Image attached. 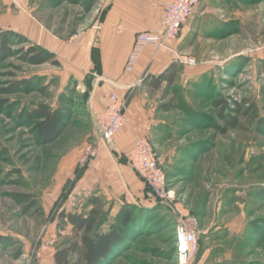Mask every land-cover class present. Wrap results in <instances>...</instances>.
Returning <instances> with one entry per match:
<instances>
[{
	"label": "rangeland",
	"instance_id": "rangeland-1",
	"mask_svg": "<svg viewBox=\"0 0 264 264\" xmlns=\"http://www.w3.org/2000/svg\"><path fill=\"white\" fill-rule=\"evenodd\" d=\"M107 1L21 0L20 9L0 0V28L10 6L68 38L97 23ZM204 9L177 48L194 58L196 67L181 66L168 89H142L144 106L160 121L150 143L175 193L174 206L141 216L120 249L101 264H176L174 228L180 216L196 223L197 251L188 264H264V0H205L194 15ZM25 48L14 42L11 56L0 51V101H6L0 113V264H54V252L71 239L58 213H84L92 197L73 192L89 160L79 158L75 166L68 155L94 139L87 143L88 131L79 137L75 125L68 126L81 102L72 89L63 96L70 100L68 128L52 143L36 142L33 124L21 111L50 101L54 90L43 88L40 79L30 93H4L14 81L41 70L22 60ZM197 72L203 73L195 81ZM223 98L231 108L253 100L261 125L240 119L239 128L221 134L224 123L215 101Z\"/></svg>",
	"mask_w": 264,
	"mask_h": 264
},
{
	"label": "crops",
	"instance_id": "crops-1",
	"mask_svg": "<svg viewBox=\"0 0 264 264\" xmlns=\"http://www.w3.org/2000/svg\"><path fill=\"white\" fill-rule=\"evenodd\" d=\"M172 1L108 0L97 23L68 38L52 33L23 10L11 11L13 8L8 6L9 11L2 15L7 24L2 25L0 30L18 33L29 43L54 54L58 66L50 63L37 65L41 66V70L24 78H39L43 88L54 90L50 101H42L50 103L52 107L63 103L60 99L68 91H77L81 99L79 114H74L77 117L68 126L75 125L79 137L88 131L84 137V140L88 139L87 143L96 138V119L110 104L111 96L116 95L126 101V125L115 135L111 145L98 144L96 156L82 167L73 191L74 194L87 193L100 197L104 205H112V214L124 203H147L144 183L128 164L127 154L135 139L152 141L153 129L159 126L160 121H154L152 109L144 106L145 92L142 89L148 87L151 77L161 74L174 63V55L165 49L148 47L142 50L132 69H126V63L136 35L159 30L164 6ZM202 1L205 0L200 3ZM205 12L206 9L200 11L199 15L195 13L184 24L178 39L170 43L174 50L177 51L191 33L196 19L202 18ZM202 73L197 72L195 76ZM82 140L80 143H86ZM81 149L79 147L68 155L75 166L82 158ZM78 153H81V157Z\"/></svg>",
	"mask_w": 264,
	"mask_h": 264
},
{
	"label": "trees",
	"instance_id": "trees-1",
	"mask_svg": "<svg viewBox=\"0 0 264 264\" xmlns=\"http://www.w3.org/2000/svg\"><path fill=\"white\" fill-rule=\"evenodd\" d=\"M14 42L27 44V48L21 51L23 53L22 60L25 63L33 66L45 63L58 66L54 54L29 43L25 37L18 33L0 30L1 53L7 52V56H11L9 46ZM181 71V66L172 63L164 72L151 77L148 85L151 86V90H161L163 86V89H168ZM201 76L202 74L195 81H198ZM36 80L40 79L30 77L14 81L10 88L5 89L4 93L13 94L20 90L30 93L33 90L32 84ZM60 101H63L64 104L60 102L56 107L45 102L32 103L29 108L21 111L20 116L23 115L24 118L32 122V132L36 142L40 145L54 142L68 125L70 117L66 105L70 104V100L60 99ZM5 103L6 101H0V113L4 110ZM234 104L231 108L224 98L215 101L217 116L224 123V126L219 128L221 134L229 129L239 128L240 119L250 117L257 121L256 124L261 125L262 120L253 100ZM164 111H169V109H164ZM227 111H230L232 115L226 114ZM16 197L26 198L21 195ZM145 201L147 202L145 205L124 203L115 214H112V205H104L100 197L92 196L87 201L88 208L84 213L61 210L58 213V218L60 222L69 226L71 239L54 252V264H101L120 249L129 235V227L133 223L139 222L141 216L143 217L151 210L165 212L172 210L165 204L150 202L146 199ZM3 240L4 238L0 237V245Z\"/></svg>",
	"mask_w": 264,
	"mask_h": 264
},
{
	"label": "built area",
	"instance_id": "built-area-1",
	"mask_svg": "<svg viewBox=\"0 0 264 264\" xmlns=\"http://www.w3.org/2000/svg\"><path fill=\"white\" fill-rule=\"evenodd\" d=\"M20 8V0H9ZM201 0H173L163 9L160 28L153 32H141L135 37L131 53L126 63V69H132L144 48L165 49L173 53L174 63L182 67H195L194 58L180 55L170 43L177 40L184 24L194 15ZM140 81H138L139 83ZM125 100L116 95L111 96V102L105 111L96 119L97 136L87 145L81 161L86 162L96 156L100 142L109 146L115 135L126 123ZM127 161L136 175L146 187L144 198L150 202H159L173 208L175 193L168 187L165 175L160 167V158L151 143L144 138L135 139L127 154ZM196 223L195 220L180 216L174 228L175 262L188 264L196 254Z\"/></svg>",
	"mask_w": 264,
	"mask_h": 264
}]
</instances>
